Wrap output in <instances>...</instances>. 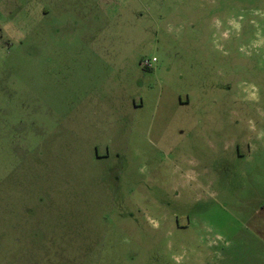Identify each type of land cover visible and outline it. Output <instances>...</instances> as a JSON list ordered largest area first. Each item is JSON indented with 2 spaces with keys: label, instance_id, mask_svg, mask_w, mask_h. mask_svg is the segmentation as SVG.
<instances>
[{
  "label": "rangeland",
  "instance_id": "obj_1",
  "mask_svg": "<svg viewBox=\"0 0 264 264\" xmlns=\"http://www.w3.org/2000/svg\"><path fill=\"white\" fill-rule=\"evenodd\" d=\"M259 232L264 0H0V264H264Z\"/></svg>",
  "mask_w": 264,
  "mask_h": 264
},
{
  "label": "crops",
  "instance_id": "obj_2",
  "mask_svg": "<svg viewBox=\"0 0 264 264\" xmlns=\"http://www.w3.org/2000/svg\"><path fill=\"white\" fill-rule=\"evenodd\" d=\"M44 13H46V14H48L49 12H48V10H44ZM264 238L261 236V233L259 232V235H258V237H257V241L255 242V244H260V246H262V240H263ZM261 254V255H260ZM260 256L261 257H264V251L263 250H261V252H260Z\"/></svg>",
  "mask_w": 264,
  "mask_h": 264
},
{
  "label": "built area",
  "instance_id": "obj_3",
  "mask_svg": "<svg viewBox=\"0 0 264 264\" xmlns=\"http://www.w3.org/2000/svg\"><path fill=\"white\" fill-rule=\"evenodd\" d=\"M154 61H156V60H154ZM147 65L150 66V64L148 62H147Z\"/></svg>",
  "mask_w": 264,
  "mask_h": 264
},
{
  "label": "flooded vegetation",
  "instance_id": "obj_4",
  "mask_svg": "<svg viewBox=\"0 0 264 264\" xmlns=\"http://www.w3.org/2000/svg\"><path fill=\"white\" fill-rule=\"evenodd\" d=\"M177 223L179 224V221L177 220Z\"/></svg>",
  "mask_w": 264,
  "mask_h": 264
}]
</instances>
